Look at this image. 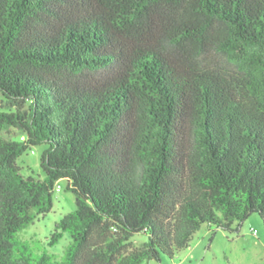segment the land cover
I'll return each instance as SVG.
<instances>
[{
    "label": "trees",
    "instance_id": "obj_1",
    "mask_svg": "<svg viewBox=\"0 0 264 264\" xmlns=\"http://www.w3.org/2000/svg\"><path fill=\"white\" fill-rule=\"evenodd\" d=\"M0 94V264L158 262L204 224H264V0H0ZM62 180L56 260L17 234Z\"/></svg>",
    "mask_w": 264,
    "mask_h": 264
},
{
    "label": "rangeland",
    "instance_id": "obj_2",
    "mask_svg": "<svg viewBox=\"0 0 264 264\" xmlns=\"http://www.w3.org/2000/svg\"><path fill=\"white\" fill-rule=\"evenodd\" d=\"M204 62L215 66H223V61L214 53H209ZM8 104L0 94V107ZM18 135L17 131L6 133L5 137ZM45 145L28 149L17 160L21 174L24 177L42 179L44 174L40 168V157ZM61 190L53 192V206L45 216H39L32 224L17 234L18 239L28 244L32 254L40 256L44 251L60 260L69 244L67 234L55 247H49L48 242L54 230L55 223L76 209L74 195L66 190L67 182L58 183ZM147 240L145 235L137 234L132 238L131 248L142 245ZM144 264H264V224L262 219L254 214L240 225L235 224L232 230L216 229L206 224L192 236L187 248L179 250L172 258L164 255L160 260H148Z\"/></svg>",
    "mask_w": 264,
    "mask_h": 264
},
{
    "label": "built area",
    "instance_id": "obj_3",
    "mask_svg": "<svg viewBox=\"0 0 264 264\" xmlns=\"http://www.w3.org/2000/svg\"><path fill=\"white\" fill-rule=\"evenodd\" d=\"M55 190H61V187L59 184L56 185Z\"/></svg>",
    "mask_w": 264,
    "mask_h": 264
}]
</instances>
